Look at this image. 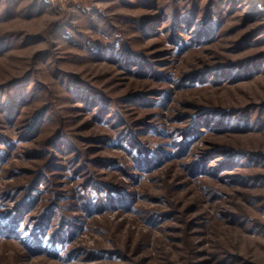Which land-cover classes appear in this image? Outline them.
I'll use <instances>...</instances> for the list:
<instances>
[{
	"label": "rangeland",
	"instance_id": "1",
	"mask_svg": "<svg viewBox=\"0 0 264 264\" xmlns=\"http://www.w3.org/2000/svg\"><path fill=\"white\" fill-rule=\"evenodd\" d=\"M261 14L264 0H0V224L21 217L0 264H264V67L214 72L264 51V34L239 44Z\"/></svg>",
	"mask_w": 264,
	"mask_h": 264
},
{
	"label": "trees",
	"instance_id": "2",
	"mask_svg": "<svg viewBox=\"0 0 264 264\" xmlns=\"http://www.w3.org/2000/svg\"><path fill=\"white\" fill-rule=\"evenodd\" d=\"M262 15L263 14H261V16ZM248 16H249V14H248ZM252 16L254 17V15H252ZM149 17L151 19H154L155 16L149 15ZM207 18L209 21L207 23H205V26L201 25L200 26L201 29H198L197 35L194 38L192 37V39H191L192 40L191 42L194 43L195 45H201V43H203L207 38L212 39V36L210 37V35H211L210 32H212V31H214V29H216V27H217L216 24L218 22H214L212 20V17H211V19L209 18V16ZM190 21H191V19L189 16V17H187V22H190ZM172 24H173L172 25L173 28H172V32H171V41L174 42L175 44L180 45L179 48H183L184 46H186L187 41L185 42L184 39L178 41L177 27L178 28L180 27V25L178 24V20H173ZM150 29H149V33H152L153 31H150ZM260 34H264V23L261 24V26L258 27L257 29L253 30L250 34L246 35L241 41H239V44H245V42H248L252 38L259 36ZM201 36H202V38H201ZM111 53L112 54H110V57H113L115 60L119 59V61H121V60L123 61V58L121 56H125L126 57V59L124 60L125 62H128V63L133 62V61L138 62L140 65L141 71L143 70L142 67H144L145 64H147V63L149 64L150 69H154L156 67V65L154 63H150L147 59H143L142 57H138L136 60H133L130 53H126V55L125 54L122 55V53L117 54L116 51H113ZM100 54H102L104 57L107 56L109 58V56L107 55L106 52H104V53L100 52ZM124 61H123V63H125ZM237 64H238L237 68L239 70L235 69L236 71H234V69H232L233 71H231L230 65H229L228 67L215 68V69H220V70L214 71V72L215 73L218 72L219 74L222 75V77L223 76H230V78L228 80H232L234 78L237 79L240 76L245 77L246 75H249V74L253 75L254 69H257V71H258L261 68L260 66L264 67V51L246 59V61L244 60L243 62H239ZM215 73H213V74H215ZM214 76H217V74H215ZM194 77H196V74H193V76L190 77V79L191 78L193 79ZM204 77H205V75L204 76L203 75H199V76L197 75L196 78H197V80H200L201 78H204ZM138 95H139V93H138ZM90 100H93V99L90 98L89 101ZM105 111H106V109L103 108V110H101L99 112L100 113L99 115L102 116ZM198 119H199V117L194 120V122L192 123V125L190 127L191 129L188 133L195 132V130L198 126V123H199ZM118 120H119V118H117V121ZM223 122L224 121H222V124H223ZM149 158H151V157L149 156ZM149 158L147 157V155H139V160L141 161V164L152 163V159H151V162H149L150 161ZM119 197L123 198L122 195H119ZM19 210H21L20 207H19L18 211ZM20 218H21L20 215L18 213H16V215L13 217V219L10 222H5L3 224H0L1 231H4V233L8 234V235L15 232L14 230L16 229ZM28 244H30V246H32L31 243L28 242Z\"/></svg>",
	"mask_w": 264,
	"mask_h": 264
}]
</instances>
